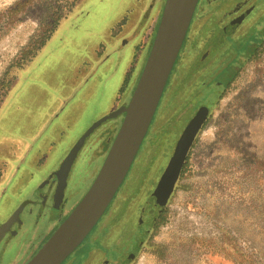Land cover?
<instances>
[{
	"label": "rangeland",
	"instance_id": "1",
	"mask_svg": "<svg viewBox=\"0 0 264 264\" xmlns=\"http://www.w3.org/2000/svg\"><path fill=\"white\" fill-rule=\"evenodd\" d=\"M253 1L254 6L264 3L199 0L181 51L192 47L197 36H205L209 55L222 48V29L235 17L245 20L249 10H242ZM164 2L0 0V82L43 29L59 24L29 66L15 73L14 87L0 108V226L24 204L26 193L15 192L16 184L38 186L86 130L130 101ZM246 29L245 20L233 38ZM161 103L120 187L127 201H150L196 114L182 112L172 121V110ZM123 119L102 126L89 139L70 179L68 194L74 199L67 212L94 182ZM179 178L152 240L172 241L175 247L164 260L141 248L133 264H233L188 245L192 239L226 251L234 245L251 264H264V46L210 110ZM92 233L68 264L83 262ZM98 260L95 255L84 264Z\"/></svg>",
	"mask_w": 264,
	"mask_h": 264
},
{
	"label": "water",
	"instance_id": "2",
	"mask_svg": "<svg viewBox=\"0 0 264 264\" xmlns=\"http://www.w3.org/2000/svg\"><path fill=\"white\" fill-rule=\"evenodd\" d=\"M199 0H165L152 45L130 101L94 123L78 139L53 177L57 178L55 207H61L72 170L82 149L102 126L123 117L119 131L111 135L108 154L96 178L81 201L45 245L27 264H63L96 227L126 179L153 121L167 82L184 44ZM241 20L225 27L231 34ZM208 118L200 108L182 131L169 163L150 202L158 208L169 203L191 147ZM28 203L0 226V244L13 226L20 223Z\"/></svg>",
	"mask_w": 264,
	"mask_h": 264
},
{
	"label": "trees",
	"instance_id": "3",
	"mask_svg": "<svg viewBox=\"0 0 264 264\" xmlns=\"http://www.w3.org/2000/svg\"><path fill=\"white\" fill-rule=\"evenodd\" d=\"M254 3L255 1L247 4L242 10V13L249 10L245 19L248 29L244 30L239 38L226 36L223 47L209 55L204 44L205 36H197L192 47L181 51L161 100V106L172 110V121L182 112L184 116L192 117L200 108H206L209 116L210 110L216 107L240 70L256 57L264 46V8L261 7L264 3L257 2L256 6ZM245 20H242L241 24ZM123 24L122 22L120 25ZM58 26L59 24H56L43 29L8 68L0 82V108L14 87L15 73L29 66L52 38ZM165 208L155 207L148 200L127 201L120 196L119 189L97 225L101 224L104 237L108 241L106 245L119 249L120 254L127 249L137 253L142 248L145 252L151 251L155 257L164 260L175 247V243L168 241L154 244L152 240L156 230L162 225ZM187 244L199 247L205 255H219L233 264H251L234 245H229V251H226L223 247L205 240L192 239ZM114 257L112 264H123L118 255Z\"/></svg>",
	"mask_w": 264,
	"mask_h": 264
},
{
	"label": "flooded vegetation",
	"instance_id": "4",
	"mask_svg": "<svg viewBox=\"0 0 264 264\" xmlns=\"http://www.w3.org/2000/svg\"><path fill=\"white\" fill-rule=\"evenodd\" d=\"M237 19H240L242 22V18L240 17H235L230 22ZM241 22L239 26L234 29L233 33L229 34L224 27L222 29V33L220 34L232 38L235 37L236 33L240 30ZM225 26L227 27L228 25ZM89 141L90 140L87 141L86 145L82 149V152L72 170L65 195L59 209L57 207L54 208V206L57 205L55 203V192L58 181L57 178L52 177L59 167L36 187L29 186L31 185L30 183H25V187L22 186V184H16L14 189L15 192H21L23 190V194L26 193L24 194L26 198L23 202L28 204L21 214V222L13 226L11 231L6 234L0 244V264H27L73 211L74 208L72 211L67 212L74 199V195L68 194V187L72 174L78 165L80 156L84 152V149L88 145ZM96 175L97 173H95V176ZM18 208L19 206L14 209L12 214H14ZM9 218L10 217H8V219ZM89 243L90 244L86 246L87 254L83 259V264L84 262L91 260L95 255H98L99 257L96 264H112L111 262L115 260V255H118L123 264H133L137 259V254L139 253H133L131 250L127 249L121 251L120 254L119 249L116 250L110 245H106L108 241L107 238L104 237L101 225H97L93 229ZM66 261L63 264H68V260ZM117 264L120 263L118 262Z\"/></svg>",
	"mask_w": 264,
	"mask_h": 264
},
{
	"label": "crops",
	"instance_id": "5",
	"mask_svg": "<svg viewBox=\"0 0 264 264\" xmlns=\"http://www.w3.org/2000/svg\"><path fill=\"white\" fill-rule=\"evenodd\" d=\"M162 12V11H161ZM160 18V17H159ZM159 18H158V20L157 19H155L157 22H159ZM152 20H154V19H152ZM153 34V33H152ZM152 36V35H151ZM151 39V38H150ZM60 166V165H59ZM55 174V173H54ZM53 174V175H54ZM53 175H52V177H53ZM20 222H21V217H20Z\"/></svg>",
	"mask_w": 264,
	"mask_h": 264
}]
</instances>
